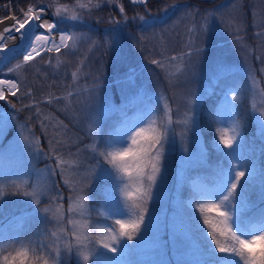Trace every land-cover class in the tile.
<instances>
[{
    "label": "rangeland",
    "instance_id": "rangeland-1",
    "mask_svg": "<svg viewBox=\"0 0 264 264\" xmlns=\"http://www.w3.org/2000/svg\"><path fill=\"white\" fill-rule=\"evenodd\" d=\"M249 2L247 8H245V3L241 0L223 2V7L214 13L211 18L213 31L202 45L208 50V53L203 59H198L194 56L190 62L191 66L182 65L179 60L174 62L168 60L173 55L182 56L188 50L189 46H191L189 44V35H185V43H183V47H180L181 49L178 52L173 51V48H176V44L172 40V31L159 36L158 39L156 38L157 41H154L156 49H160V51L161 49H166L161 54L158 53L157 59L166 61L168 65L165 69L157 66L154 68H158L164 75L158 96L162 103L161 112L158 111L155 103L145 102V105L140 110L130 114V117L124 119L118 127L110 128L104 136L100 148H103L104 142L125 122L146 121L156 111L159 112V117H162L163 101L161 97L167 98L173 109L174 119L182 117L190 93L195 94L198 100L193 111L194 125H190L192 130L188 132L187 146L192 154V159L185 163L188 153L183 151L181 139L178 135L184 126L174 124L173 128L176 130L177 135L174 137L170 136L169 142L165 146L166 151L162 170L163 183L154 190L155 198L149 205L147 220L149 222L155 220L156 224L152 233L145 234L143 239L137 238L133 241H123L124 244L128 245V250L126 255L120 257L121 264H195L194 242H198L205 248L210 246L208 238L203 236V233L207 231L206 226L201 227L203 218L198 211H194L187 205L195 194L196 189L211 192L216 185V183H206L200 176H191L190 173H192L194 168L202 164L206 157V144H204L203 133H201L199 109L204 102V98L212 92L211 85L217 80L215 77V63L217 60H223L233 66V69L243 67L248 70L251 77H255V83L252 81L254 93L252 99L255 105L253 112L261 132V125L264 123V116L260 115V110H264V35H256L258 32L264 33V0H250ZM246 10H249L252 15L250 21L246 16ZM19 11L18 15H12L20 17L21 10ZM52 15L53 12L47 10L45 18L49 20ZM229 21H234L239 25L241 41L235 40ZM13 23L14 21L11 19V24ZM54 31H66V29ZM196 43L199 44L200 40L196 39ZM78 44L79 41L76 42V46ZM63 51L68 50H62L59 56L55 53L43 54L46 59L51 57V64H47L50 68L60 69L63 67ZM20 60H22V56H20ZM20 60H13L8 66L11 67ZM57 60L61 62L57 64ZM185 60H187L186 57ZM37 64L39 62L35 64L36 67H38ZM149 65L145 64L144 66L148 68ZM178 67L180 68L179 72H177ZM150 69L149 67L147 71H151ZM142 71L147 72L145 69ZM169 72L175 73V75L170 77ZM32 74H28L23 80L21 79V82L28 81L27 83H22L23 85L26 86L29 83L31 88L35 85L36 77H33ZM136 74V72L131 73V78L135 77ZM21 75L22 70H19L17 74L7 78L20 79ZM119 79L116 78L115 82L120 81ZM151 79L154 78L149 73L145 81L150 82ZM126 80L127 78H124L123 82ZM127 85L128 83L125 86ZM90 87H93V84H90L84 90L89 89V91H92L94 88ZM31 91L33 92V90ZM118 92L108 88L107 91L97 94V97L94 95L87 96L90 94L87 93L85 98L79 96L80 93L76 91L71 97H68V93H64L61 96L64 99L54 101L51 105L42 103L40 100L38 102L35 101L33 94L27 96L29 98V106L27 108L33 110L32 114L37 120V127L30 124L27 120H21L20 110L15 109L8 98L0 100V114H3L2 123L4 126L3 135H0V187L4 188V199L0 201V226L1 223L6 221L15 222L19 226V234L17 235L12 233L0 235V247L10 251L9 245L19 247L21 243H24L31 246L37 242L45 243L49 250L58 243L62 247L65 239L64 235L59 233L60 239L58 241L57 237L52 236L51 233L60 226L71 232L72 225L68 223V220L81 218L78 212L68 211V197L72 196L73 202H75L80 187L77 182L88 174L90 168L98 160L101 161L103 168H109L107 164L103 163L102 158L92 150V145L95 144L97 146L101 139L100 126L102 119L115 108L111 99L103 103L102 98L104 96L111 98L114 93ZM121 93L123 92L121 91ZM139 93L138 96L144 98V93ZM226 93H228V90L225 91L215 109L216 126L212 141L214 144L213 148L221 152L222 155L224 152L230 151V149H225L222 144H219V135L216 129L218 127L227 129L233 122L230 118V110L225 106ZM17 96L21 95L18 94ZM34 104L39 105L40 115H37L36 108L32 106ZM177 109L180 111L177 112ZM159 117L157 118V126L160 124ZM42 120L44 127L41 126ZM92 128L97 130L95 138L91 131ZM239 131L240 136L233 143V148H239L240 159L246 168L254 167L256 170L255 176L244 191V195L247 198V208L243 213L244 215L251 209L253 204L256 205L264 201V178L258 173L255 164L249 161L246 153H244L241 142L242 131L240 129ZM228 135L231 136V132H228ZM25 137H28V142L25 141ZM34 141H39V144ZM57 141L60 142L56 143ZM53 148H55V153ZM202 150L203 157H201ZM56 154L60 155L65 161L61 167H57ZM223 158L226 159L229 166V159ZM52 173L55 174L53 175ZM14 183L21 184L22 189L29 192L33 191L34 188L42 191V206L51 203L53 212L57 207V202L54 198L58 194L62 195L64 197L62 208L64 219L57 221L51 213L47 215L34 213L35 205L28 198L10 194L9 189ZM113 183L115 182L111 179H93L91 186L85 187L84 191L79 193L88 197L87 219L94 227L101 228L112 223L111 221H106L99 214V210L104 201L103 193L105 187ZM117 199H119L118 195ZM204 215H207L210 220L216 219L214 212H207ZM197 217H200V219L197 220ZM28 221L43 227L44 232H42L40 238L33 235L35 224L30 223L29 229L23 226ZM174 224L176 225L175 230L173 229ZM113 226L118 228L117 225ZM157 237L159 246H157ZM256 247L259 250L260 245ZM7 251H5V255H7ZM97 252L100 258L113 257L112 253L99 246H97ZM36 264H39V262L37 261ZM69 264H78V257L75 253L71 257ZM79 264H83V261L79 260ZM89 264H92L91 258Z\"/></svg>",
    "mask_w": 264,
    "mask_h": 264
},
{
    "label": "snow or ice",
    "instance_id": "snow-or-ice-1",
    "mask_svg": "<svg viewBox=\"0 0 264 264\" xmlns=\"http://www.w3.org/2000/svg\"><path fill=\"white\" fill-rule=\"evenodd\" d=\"M107 2L109 4L117 3L122 19L109 18L108 23L114 25L111 34L104 44L112 49L115 56L116 66L119 67L123 63V50L125 43L123 42L121 33L123 29L121 24L127 25L129 17L125 11L122 0H76L74 6L59 3V0H53L52 4L45 7H37L29 4L26 9H21V16L11 17L5 16L0 18V23H4L11 18L14 23L3 29L0 33V100H6L8 96H31V89L21 91L23 84L20 79H8V76L17 74L21 70L22 65L31 66V62L40 57L39 63L51 64V57L45 59L43 54L55 53L59 56L62 50L72 52L76 47V42L87 38L95 46L97 41L91 36L85 37L71 30L54 31L59 29V24L65 20L72 22L82 21L84 18L83 11L87 10L91 14L93 9H98L101 5ZM132 5H143L145 12L148 11L147 5L149 0H129ZM10 8V3L8 5ZM48 8H53V15L57 18L54 21L44 19ZM167 12V7L164 8ZM214 13L208 12L204 14L199 22V25L192 23L187 31L193 34L189 37L191 45L182 56H171L169 61H181L182 65L191 66L190 62L195 56L198 59H203L207 55L208 50L203 47L204 40L213 31L211 18ZM142 22L144 31L154 27V22L146 18V15L137 14ZM190 20L195 19L193 12L185 14ZM137 17H133L135 20ZM229 25L234 32L236 41H241L240 27L234 21H229ZM77 24H72L69 28L77 27ZM35 29H44L43 32L37 33ZM18 33L19 35H16ZM257 36L264 33H256ZM195 37V38H193ZM145 37L137 40V44H141ZM196 39L200 43H196ZM19 40L20 44L9 46V41ZM22 56V60L15 63L13 66L8 65ZM185 57L187 60H185ZM259 59V57H257ZM61 61L57 60V64ZM151 63L161 69H165L168 65L166 61L160 59H152ZM82 65L78 66L71 73L73 81H76L78 73L82 70ZM6 69V71H5ZM233 66L227 64L223 60H217L215 63V77L217 81L226 79L232 72ZM39 72L40 69H37ZM180 68H177V72ZM169 76H174L175 73H168ZM129 78L131 76L129 75ZM255 83V77H251ZM100 84L94 83L93 88L99 90ZM74 93L68 92V97ZM64 97L49 93L44 103L51 105L54 101H59ZM163 101V115L159 117V112H154L146 121L140 120L137 122H125L117 129L112 136L105 142L103 148L98 149L95 144L92 145V150L102 158L104 164L109 168H103L101 161H97L93 165L88 174L81 178L80 187L77 192L75 202L72 196H69V212H78L80 219H69L68 223L72 225L71 232L67 231L63 226L57 228L51 233L57 237L59 241V233L65 237L62 247L58 243L54 248L49 250L44 243L37 242L31 246L21 243L19 247L9 245L10 251L0 247V264H69L71 257L75 253L83 264H89L90 258L92 264H121L120 257L126 255L128 245L123 241H133L137 238L143 239L145 234H151L156 221L149 222V205L154 201V190L163 183V167L166 151V144L169 142L170 136L177 135L173 128L174 124L183 125V129L178 133L183 146V151L188 153L185 158V163L191 161L192 154L188 150V132L192 130L190 125H194L193 111L198 100L195 94L190 93L187 98V105L183 111L182 117L174 119L173 109L166 97H161ZM239 95L236 90L229 88L225 95V106L230 110V118L232 124L229 128L216 129L219 135V144H222L225 149L230 151L224 152L225 158L229 159L227 168H220L217 171L216 185L211 192L195 190V194L188 202V207L194 211H198L203 218L201 227L207 228L203 236L208 238L209 245L203 247L198 242H194L195 264H264V212H261L259 218L254 222L246 221L243 213L247 208V198L244 195L247 185L255 176L254 167H245L239 156V148H233V143L240 136V121L236 119L238 115ZM29 105H25L28 107ZM36 108L37 115H40L38 104L32 105ZM15 107V105H13ZM255 110V105H252ZM180 110L177 109V112ZM260 115L264 116V110H260ZM160 118V124L157 126V118ZM3 114H0V135H3L4 126L2 123ZM46 119V117H45ZM41 126L44 127L43 120ZM262 135H264V123L261 125ZM94 138L97 130L91 129ZM231 132V136L228 135ZM28 142V137L24 138ZM39 144V141H34ZM57 141L56 143H59ZM55 153V148H53ZM203 157V150L201 151ZM57 167H61L65 161L63 158L55 155ZM53 175L55 173H52ZM93 179L113 180L110 186L104 189V201L100 206L99 214L106 221H111L104 227L97 228L89 223L87 219L88 197L81 195L85 187H90ZM240 189V191H238ZM11 195H21L28 198L35 205L34 213H51L57 221L64 219L62 195H57L54 199L57 202V207L53 212L51 203L42 206L43 192L37 190L29 192L22 189L21 184L14 183L9 189ZM4 188L0 187V201L4 199ZM117 195L119 199H117ZM207 212H214L216 219H209ZM23 219V217H21ZM200 217H197L199 220ZM113 225H117L118 228ZM176 225H173L175 230ZM95 233V234H93ZM187 235V233H186ZM70 237V239H69ZM31 243V242H30ZM257 245H260L257 250ZM97 246L107 250L113 254V257L100 258L97 252ZM157 246L159 240L157 237ZM7 251V255H5Z\"/></svg>",
    "mask_w": 264,
    "mask_h": 264
},
{
    "label": "trees",
    "instance_id": "trees-1",
    "mask_svg": "<svg viewBox=\"0 0 264 264\" xmlns=\"http://www.w3.org/2000/svg\"><path fill=\"white\" fill-rule=\"evenodd\" d=\"M241 1L245 3V8H247L250 0ZM83 2L87 3V0H83ZM223 2H232V0H149L147 5L148 11L145 12L143 5H132L129 0H122L125 11L129 17V22L127 25H120L123 29L121 36L125 43V47L123 50V63L119 69L116 66L113 50L104 44L105 40L109 38L112 29L115 27L108 23L109 18L122 19L118 4L104 2L100 8L93 9L91 14H88L86 9H77V11L84 12L83 20L78 22L65 20L59 24L58 30L66 29L82 34L85 37L91 36L92 39L97 41V44L93 46L89 39L84 38L79 41V44L72 52L63 51L64 62L63 67L60 69L50 68L49 65L42 63L37 64L38 67H36L35 64L40 61V58H38L37 61L35 60V62L32 61L33 63L31 62V66L22 65L20 80H23L24 77L31 73H33V77L36 78L35 85L32 88L28 83L26 86L23 85L21 91L23 92L25 89L33 90L32 94L35 101L38 102V100H40L42 103L48 93L62 96L64 93H74L76 91L80 93L79 96L85 98L87 93H90L87 96L94 95L97 97V94L107 91L108 88L109 90L112 89L114 92L120 91L114 93L111 98H108V96L102 98L103 103L111 99L115 108L102 119L100 126L102 135L97 145L99 149L109 129L118 127L124 119L130 117V114L140 110V108L145 105V102L155 103L156 107H158V111L161 112L162 103L158 96L163 84L162 80L164 79V75L158 68L154 69L156 65H152L151 60L154 58L157 59L158 53L161 54L164 50L166 51V49L163 48L164 50L161 49V51L160 49H156L154 41H157L159 36L172 31V40H174L176 44V48H172L173 51L178 52L183 47V43H185V35L191 36L187 31L188 27L192 23L199 25L204 14L208 12H218L220 8L223 7ZM9 3L10 8L8 7ZM52 3L53 0H0V18L5 16L11 17L12 14L18 15L20 12L19 10H21V8L26 9L29 4H33L37 7H45ZM59 3L68 4L71 7L76 4V0H59ZM165 7H167L166 13L164 12ZM47 10L54 11L53 8H48ZM187 12H193L195 14V19L190 20L187 18L185 16ZM138 13L140 15H146V18L153 20L154 27L144 31L142 22L137 16ZM246 13L250 21L252 15L249 10H246ZM134 16L137 17L135 20L132 19ZM44 19H46L45 16ZM56 19L54 15L49 18L50 21ZM74 23L78 26L69 28V26ZM10 25H12L11 18L4 21V23H0V33L3 32L5 27ZM142 36L145 37V39L141 44H137V40ZM44 58L46 59L45 56ZM17 60H20V57H17L16 61ZM145 64L150 65L146 68V66H144ZM80 65L83 66L82 70L78 73L76 81H73L71 73ZM149 67L153 73L147 71ZM37 69H40V71L38 72ZM143 69L147 72L142 71ZM135 72L137 73L136 76L129 80V75ZM149 73L154 78L150 80V82L153 81L152 83L145 81ZM97 78L100 84L99 90H84L87 86H90V84L94 85V83L97 82ZM116 78H120V81H117V83L115 82ZM124 78H127L125 82H123ZM27 82L28 81L25 80V82L22 83ZM126 83H128L127 86H125ZM211 86L212 92L204 98V102L199 109L201 133H203L204 144H206V157L204 162L194 168L190 175L195 177L200 176L206 183L214 184L216 183L217 171L220 168H227L228 166L222 153L213 148L214 144L212 141L216 126L215 109L225 91L228 90V88H233L239 95V100L237 102L238 115L236 119L240 121V130L242 131L241 142L244 153H246L249 161L255 164L258 173L264 178V137L261 134V130H259L252 109V97L254 93L251 76L248 70L243 67H237L232 70L231 74L226 79L216 80ZM121 91L123 93H121ZM139 92L144 93V98L138 96L140 94ZM7 98L15 105V109L20 110L21 120H27L30 124L37 127V120L32 114L33 110L25 107V105H29V98L27 96H8ZM261 212H264V201L256 205L253 204L251 209L243 216L246 221L254 223L259 218ZM30 223L33 222H25L23 226L29 229ZM33 224L36 225V223ZM18 229L19 226H17L15 222L11 223V221H6L1 223L0 235L3 236L10 233L17 235L19 234ZM33 231V235L38 238H40L42 232H44L43 227L37 225L34 227Z\"/></svg>",
    "mask_w": 264,
    "mask_h": 264
},
{
    "label": "bare ground",
    "instance_id": "bare-ground-1",
    "mask_svg": "<svg viewBox=\"0 0 264 264\" xmlns=\"http://www.w3.org/2000/svg\"><path fill=\"white\" fill-rule=\"evenodd\" d=\"M37 33H40V32H43L44 29H35ZM16 35H19L18 33H16ZM20 44V41L19 40H13V41H9V46L12 47V46H16V45H19Z\"/></svg>",
    "mask_w": 264,
    "mask_h": 264
}]
</instances>
